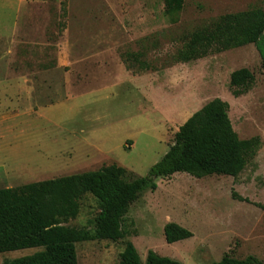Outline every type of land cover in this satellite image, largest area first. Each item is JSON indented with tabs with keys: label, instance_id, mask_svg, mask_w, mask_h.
Returning a JSON list of instances; mask_svg holds the SVG:
<instances>
[{
	"label": "rangeland",
	"instance_id": "1",
	"mask_svg": "<svg viewBox=\"0 0 264 264\" xmlns=\"http://www.w3.org/2000/svg\"><path fill=\"white\" fill-rule=\"evenodd\" d=\"M252 8L264 10V0H184L173 21L164 0H0V112L26 104L15 84L28 69H48L55 62V79L73 85V94L53 102L48 115H21L0 125V189L52 178L72 152V158H91L88 169L116 163L126 168L127 179L144 177L168 152L179 128L207 102L222 98L239 137L263 141L254 160L238 177L178 172L158 178L157 189L145 190L131 205L125 218L129 235L117 242L77 243L79 264H119L126 240L144 262L150 250L183 264H214L226 255L264 262L260 53L247 44L191 62L173 58L193 30ZM240 68L253 72L255 84L234 97L230 75ZM100 211L96 198L85 194L78 216L66 225L93 229ZM168 222L193 236L168 243ZM41 250L0 253V264Z\"/></svg>",
	"mask_w": 264,
	"mask_h": 264
},
{
	"label": "trees",
	"instance_id": "2",
	"mask_svg": "<svg viewBox=\"0 0 264 264\" xmlns=\"http://www.w3.org/2000/svg\"><path fill=\"white\" fill-rule=\"evenodd\" d=\"M165 12L176 21L184 0H164ZM254 44L264 68V10L252 8L220 15L193 30L175 52L177 62H191L210 54ZM147 68L146 64L142 65ZM255 75L240 68L230 75L234 97L248 93ZM230 104L214 98L196 111L178 130L164 157L144 177L127 179L126 168L112 163L99 169L0 189V253L41 247L32 255L5 264H79L77 243L120 241L129 235L125 218L145 190L155 191L157 179L178 172L202 178L214 174L238 177L263 145L259 136L242 139L230 118ZM91 194L101 211L93 229L66 223L78 216L80 199ZM236 196V195H235ZM168 243L193 236L176 223L164 227ZM119 264H183L150 250L144 262L131 240L125 241ZM214 264H264L251 255H226Z\"/></svg>",
	"mask_w": 264,
	"mask_h": 264
},
{
	"label": "crops",
	"instance_id": "3",
	"mask_svg": "<svg viewBox=\"0 0 264 264\" xmlns=\"http://www.w3.org/2000/svg\"><path fill=\"white\" fill-rule=\"evenodd\" d=\"M57 57V56H56ZM57 64L54 62L50 65L48 69H38L36 71H32L28 69L22 74V83L15 84L17 87L18 92H22L25 94L27 102L19 104L20 109H13L11 111L0 112V125L4 122L14 119L15 117H20L21 115H27L29 117H38V116H45L48 113H51V109L53 102L60 99V97L68 96L73 94V85L67 84L70 82L66 80V83L62 84L59 83L55 78L56 74L54 73ZM70 74V73H69ZM35 75H38V80L35 78ZM14 86V85H13ZM12 86V87H13ZM20 95V94H19ZM23 106V107H22ZM68 153V152H67ZM73 153L68 154L67 159L69 163L65 165V168L60 169L52 178H45L40 179L39 181L46 180V179H53L67 175H60L59 173L63 172H72V173H83L87 171H92L96 169H88L89 166L92 165L91 158L79 160L77 156L73 157ZM66 153H64L65 155ZM71 160V161H70ZM37 182V181H33ZM32 183V182H28ZM24 183V184H28ZM24 184L20 185H4L2 188H13L19 187Z\"/></svg>",
	"mask_w": 264,
	"mask_h": 264
}]
</instances>
